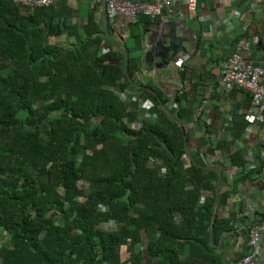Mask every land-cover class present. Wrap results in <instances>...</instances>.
I'll use <instances>...</instances> for the list:
<instances>
[{
	"label": "trees",
	"instance_id": "trees-1",
	"mask_svg": "<svg viewBox=\"0 0 264 264\" xmlns=\"http://www.w3.org/2000/svg\"><path fill=\"white\" fill-rule=\"evenodd\" d=\"M72 13L67 0L32 9L0 0V264H221L223 246L208 239L217 173L184 156L183 134L155 95L137 89L152 119L138 100L120 99L134 88L124 54L91 14L79 27ZM80 29L75 43L51 42ZM137 60L129 53L128 72L142 84ZM180 92L170 113L181 121L190 111ZM219 147L191 155L205 164ZM244 162L230 154L232 165ZM233 191H221L220 207ZM234 218L216 215L215 243Z\"/></svg>",
	"mask_w": 264,
	"mask_h": 264
},
{
	"label": "crops",
	"instance_id": "crops-1",
	"mask_svg": "<svg viewBox=\"0 0 264 264\" xmlns=\"http://www.w3.org/2000/svg\"><path fill=\"white\" fill-rule=\"evenodd\" d=\"M67 3L73 10L70 23L81 27L88 14H91L95 24H101L103 30L101 0H67ZM138 18L137 22L131 23L133 28L124 19H119L120 30L117 31L106 18L108 30L115 41L119 39V34L123 35L128 47L126 50L138 57V68L134 75L144 86L163 95L169 111L176 108V91L185 94L181 106L188 109L190 114L179 121L188 134L190 151L194 152L198 146L204 151L220 143V147L207 153L204 160L209 165L221 164V191L227 187L234 189L226 203L217 209L218 216L227 217L230 212L236 214L232 220L233 227L229 230L238 233L239 243L226 258V264H233L234 257L247 250L244 240L246 226L252 223L249 215H264V121L252 124L250 132L246 130L243 115L250 106V95L241 89L225 92L220 69L221 61L237 48H240L246 59L264 67V0H199L193 14L187 11L184 3H180L165 10L163 17ZM167 18L176 19L194 43L191 48L185 44L187 52L183 53L177 65L160 70L161 78L158 79L155 71L144 62L143 38L147 24ZM130 32L136 33L135 36H131ZM83 34L80 29L70 39L53 37L51 42L63 45L66 41L75 43ZM105 47L106 44L102 43L99 51ZM137 89L134 86L123 92L129 99H138V114L143 118L148 115L142 103L146 98L139 97L141 93ZM235 151L244 159L243 167L230 163V154ZM243 173L248 174V177L239 181ZM232 239L233 234H227L223 248ZM257 251L256 264H264V233L261 234Z\"/></svg>",
	"mask_w": 264,
	"mask_h": 264
},
{
	"label": "built area",
	"instance_id": "built-area-1",
	"mask_svg": "<svg viewBox=\"0 0 264 264\" xmlns=\"http://www.w3.org/2000/svg\"><path fill=\"white\" fill-rule=\"evenodd\" d=\"M14 3L24 5L30 9L42 6L55 5L60 0H12ZM199 0H150V1H131V0H105L106 14L111 26L117 31L119 29V19H124L126 24L136 21L137 15H144L150 18L163 17L165 10H170L177 4L184 3L189 13H194ZM128 24V25H129ZM119 39H123V35L119 34ZM104 51H107L105 49ZM179 60V59H178ZM181 61V60H180ZM179 61V62H180ZM221 81L223 90L230 92L234 89H241L249 93L250 106L244 113L246 122V130H252V124L264 121V67L255 64L251 60L246 59L240 48L232 50L221 61ZM122 100L126 96L119 94ZM133 100L135 98H132ZM146 109L152 106L149 100L143 101ZM134 127H139L138 123H134ZM247 169V168H246ZM248 170V169H247ZM207 193H202L200 201H202ZM252 223L246 226L245 230V246L248 252L238 254L234 257L233 264H256L258 256V245L261 234L264 233V215L257 213L250 214ZM112 221L98 226L99 228L113 227ZM237 257V258H236ZM236 258V259H235Z\"/></svg>",
	"mask_w": 264,
	"mask_h": 264
},
{
	"label": "water",
	"instance_id": "water-1",
	"mask_svg": "<svg viewBox=\"0 0 264 264\" xmlns=\"http://www.w3.org/2000/svg\"><path fill=\"white\" fill-rule=\"evenodd\" d=\"M102 2V19H103V32L106 36V38L110 41L111 45L118 51L122 52L124 54V74L127 78V80L135 87L147 90L153 95L156 96V99L158 103L160 104L164 114H166L169 119L174 120L177 125L179 126L182 134H183V141H184V153L186 157L191 160L196 166L202 167L204 169H211L217 173V179L214 187V201L212 205V212H211V218L209 223V233H208V239L209 244L213 247L220 248L223 245V240L227 234H233L232 241L223 248L221 253V264H226V258L229 253L232 252V250L236 248L237 244L239 243V237L238 233L234 230H227L223 231L219 237L218 243L214 242L213 239V223L217 215V209L219 206V196L221 194V181H222V169L219 166L215 165H209V164H200L199 162L195 161L194 158L191 155L190 148L188 141L186 139V134L184 131V127L182 123L176 119L174 116L171 115L168 107L162 102L159 96H157V93L155 90L148 88L144 86L143 84L135 83L128 72V61H129V52L124 48L123 42H117L115 41L108 30V25L106 21V2L105 0H101ZM146 30L144 33L143 38V46L144 49V62L150 69H153L156 73V76H158V79H160L159 72L162 69H166L167 67H170L171 65H177L178 59H180L185 53L187 52V48L184 46L187 44L189 48L192 47L194 41L191 38V36L179 26L178 21L175 19L167 18L165 21L160 20L155 23H149L146 25ZM167 78H170L167 76ZM176 101V99H175Z\"/></svg>",
	"mask_w": 264,
	"mask_h": 264
},
{
	"label": "clouds",
	"instance_id": "clouds-1",
	"mask_svg": "<svg viewBox=\"0 0 264 264\" xmlns=\"http://www.w3.org/2000/svg\"><path fill=\"white\" fill-rule=\"evenodd\" d=\"M106 17H107V14H106ZM149 18H150V17H149ZM157 18H159V17H157ZM107 20H108V18H107ZM108 21H109V20H108ZM117 41H118V42H123V43H124L123 39H118ZM113 48H114V47H113ZM105 49H107V47H105L102 51H104ZM120 93L124 94V92H118V96H119ZM124 95H125V94H124ZM119 97H120V96H119ZM120 99H121V97H120ZM121 100H122V99H121ZM124 100H126V101H129V100H130V101H131V100H133V99H132V98L129 99L128 97H126V99H124ZM134 100H138V99L135 98ZM146 100H149V99H146ZM143 101H145V100H143ZM143 101H142V103H143ZM149 101H150V100H149ZM147 112H148V113H147L148 115H146V116L143 117V118H151V119L154 118V117L149 113L148 109H147ZM137 123L139 124V122H137ZM134 125H135V124L132 123L131 127L137 129L138 127L136 128V127H134ZM139 126H140V124H139ZM190 152H191V151H190ZM184 156H186V155L184 154Z\"/></svg>",
	"mask_w": 264,
	"mask_h": 264
}]
</instances>
